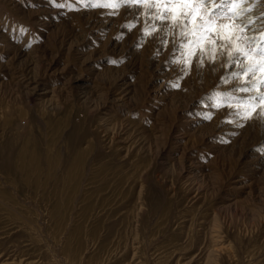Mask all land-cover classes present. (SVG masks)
Listing matches in <instances>:
<instances>
[{"label":"rangeland","instance_id":"374dc122","mask_svg":"<svg viewBox=\"0 0 264 264\" xmlns=\"http://www.w3.org/2000/svg\"><path fill=\"white\" fill-rule=\"evenodd\" d=\"M218 6L0 0V264H264V0Z\"/></svg>","mask_w":264,"mask_h":264},{"label":"snow or ice","instance_id":"6c2138e0","mask_svg":"<svg viewBox=\"0 0 264 264\" xmlns=\"http://www.w3.org/2000/svg\"><path fill=\"white\" fill-rule=\"evenodd\" d=\"M131 2H139V0H131ZM168 2L170 3H176V4H184V5H191V4H195V3H216V0H168ZM234 2V0H219V6L215 11V14L219 15L220 13H222L224 11V8L230 4ZM239 2H245V0H239ZM58 7H62V5H57ZM244 27H247V25H245ZM262 55H264V52L261 53ZM202 63V61H201ZM238 63H242L241 61V57L239 55L235 56L233 58V62L231 65H229V68L234 67L236 64ZM183 71V69H182ZM240 73H236V72H232L231 75L236 76L239 75ZM240 91L243 92H247L249 91V89L247 88H243L240 89ZM264 98V97H262Z\"/></svg>","mask_w":264,"mask_h":264}]
</instances>
